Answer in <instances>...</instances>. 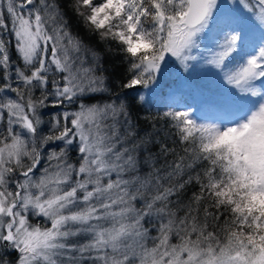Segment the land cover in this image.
<instances>
[{"label": "snow or ice", "instance_id": "snow-or-ice-1", "mask_svg": "<svg viewBox=\"0 0 264 264\" xmlns=\"http://www.w3.org/2000/svg\"><path fill=\"white\" fill-rule=\"evenodd\" d=\"M0 264H264V0H0Z\"/></svg>", "mask_w": 264, "mask_h": 264}, {"label": "trees", "instance_id": "trees-1", "mask_svg": "<svg viewBox=\"0 0 264 264\" xmlns=\"http://www.w3.org/2000/svg\"><path fill=\"white\" fill-rule=\"evenodd\" d=\"M105 66L108 68L109 72H116L117 75H119V72H120L119 61H115L114 63L110 62V63L106 64Z\"/></svg>", "mask_w": 264, "mask_h": 264}]
</instances>
